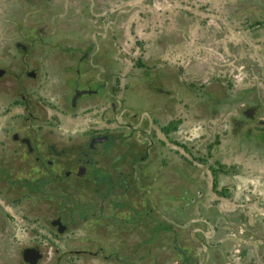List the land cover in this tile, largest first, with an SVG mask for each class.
<instances>
[{
	"label": "rangeland",
	"instance_id": "obj_1",
	"mask_svg": "<svg viewBox=\"0 0 264 264\" xmlns=\"http://www.w3.org/2000/svg\"><path fill=\"white\" fill-rule=\"evenodd\" d=\"M0 264H264V0H0Z\"/></svg>",
	"mask_w": 264,
	"mask_h": 264
},
{
	"label": "water",
	"instance_id": "obj_2",
	"mask_svg": "<svg viewBox=\"0 0 264 264\" xmlns=\"http://www.w3.org/2000/svg\"><path fill=\"white\" fill-rule=\"evenodd\" d=\"M38 253L34 251H28L26 255V260H33V262H36V259L38 258Z\"/></svg>",
	"mask_w": 264,
	"mask_h": 264
}]
</instances>
